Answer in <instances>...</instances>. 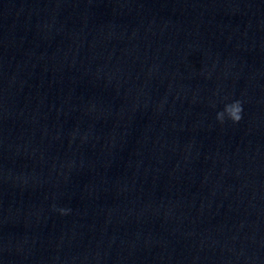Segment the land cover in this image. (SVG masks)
<instances>
[{
  "label": "clouds",
  "instance_id": "1",
  "mask_svg": "<svg viewBox=\"0 0 264 264\" xmlns=\"http://www.w3.org/2000/svg\"><path fill=\"white\" fill-rule=\"evenodd\" d=\"M241 112H242V106L240 101H235L230 104H226L224 107V110L217 113V120H219L221 123H224L225 118L227 117L234 123L239 122L241 120ZM64 212L65 210H61Z\"/></svg>",
  "mask_w": 264,
  "mask_h": 264
}]
</instances>
